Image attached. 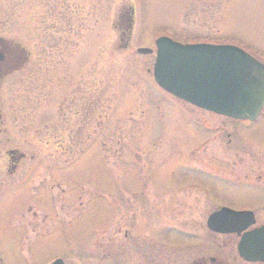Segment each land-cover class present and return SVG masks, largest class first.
Returning <instances> with one entry per match:
<instances>
[{"label":"rangeland","instance_id":"rangeland-1","mask_svg":"<svg viewBox=\"0 0 264 264\" xmlns=\"http://www.w3.org/2000/svg\"><path fill=\"white\" fill-rule=\"evenodd\" d=\"M131 7L135 24L125 47L116 25ZM161 36L236 45L264 61V0H0V39L29 54L22 71L0 82L6 264L57 257L76 264H190L220 257L217 246L233 244L206 228L222 203L256 209V226L264 224V194L247 183L264 173L254 165L264 166V148L260 161L231 153L224 139L214 141L218 129L232 126L228 119L159 89L155 55L137 49H154ZM232 134L238 144L245 135L264 142V114L253 128ZM9 151L25 155L16 168ZM236 179L241 183L232 184ZM22 198L34 211H22ZM37 231L44 237L35 238ZM10 235L22 236L19 245L35 246V254L21 259ZM232 244L225 250L231 254Z\"/></svg>","mask_w":264,"mask_h":264},{"label":"water","instance_id":"water-1","mask_svg":"<svg viewBox=\"0 0 264 264\" xmlns=\"http://www.w3.org/2000/svg\"><path fill=\"white\" fill-rule=\"evenodd\" d=\"M137 52L153 54L147 48ZM153 76L168 94L220 116L254 121L264 107V64L232 45H183L161 37L156 41ZM255 223L250 211L222 208L208 217L207 227L240 236ZM237 249L247 262H264V226L245 232Z\"/></svg>","mask_w":264,"mask_h":264},{"label":"flooded vegetation","instance_id":"flooded-vegetation-1","mask_svg":"<svg viewBox=\"0 0 264 264\" xmlns=\"http://www.w3.org/2000/svg\"><path fill=\"white\" fill-rule=\"evenodd\" d=\"M131 13H132V11L130 13H128L127 16H126V13H122L119 16V22H117V25H116L117 29H119V30H128V29H130L133 26L134 23L131 20L132 19ZM125 37H126V34L124 32H122L121 33V41L122 42L125 41ZM21 52H22L21 49H19L16 46H13L11 43H6V42H3V41H0V68H1L3 74L4 73L7 74V73H10V72H13L14 70L18 69L19 67H21V68L23 67L24 64H22V63L23 62L25 63L27 61V56L26 55L25 56L22 55ZM228 121H230V124L232 126H230L229 130H227L225 128L218 129V134L215 135L214 141H216V143H220L224 139V145L231 153H235V154H245V153H247V155L249 157H251L250 154H252L253 155V159L252 160H254V161H258L259 159L263 160L262 155L259 152L261 151V149L264 148L263 147L264 142H262L261 140L259 142H255L254 140L249 138L247 135H245L244 139H243V143L244 144H238L237 140H234L233 134H232L233 131H234V128H236V127L239 128L241 126H243L244 128L245 127L246 128H253L255 126V122L254 123H251L249 121L239 122V121H234V120H230V119H228ZM232 128H233V130H232ZM204 142L205 141H203L202 145H204ZM250 146L251 147H255V150L258 151L257 154H256L257 156H254L255 152H253L250 149ZM7 157H8V161L10 159V161L13 163L12 167L16 168L18 163L23 158V155H19L16 152L9 151L7 153ZM254 165H259V166H261V168H264L263 165H260V162L255 163ZM263 181H264V173H257L255 175V183H253L252 181L251 182H247V183H250V185L258 187L259 190H261V193L263 192V194H264ZM236 182L239 183L240 180L238 179ZM11 202H13V201L11 200ZM28 204L29 203H27V200H25L24 198H22V200H20V202H18V206H20L21 208H25L22 211H28V210L29 211H34V207L32 205H28ZM47 207H49V205ZM62 209H63V207H62ZM260 209H263V208H260ZM250 210L254 212L256 220H257V217H258L257 210L256 209H254V210L250 209ZM35 214H37V213H35ZM46 221H48L47 217H46V219L43 222H46ZM262 225H264V224H262ZM14 226L17 227V225H14ZM258 226H260V225H258ZM17 232H21V231H17ZM30 233L34 234L32 231H30ZM215 236L216 237L220 236V238L222 237V238H225V239L229 238V237L233 238V244L231 242V239H229L227 243L225 242L224 246L221 247V244L218 245L217 246L218 250L220 249V252H222V256H220V257L219 256H216V257H208V256L200 257L199 256L196 259H193L190 264H264V263H247V262L242 261L239 258L238 253H237V245H238L239 238H238L237 235H233V234H230V235L215 234ZM8 237L15 241L14 247L21 254V257H20L21 259H27V256H29L30 254H35V252L33 251V248L35 246H22V245H19V242L16 239H18V238H20L22 236L13 237V236L10 235ZM43 237H44L43 233L39 235L38 231L35 234V238H37V239H41ZM230 244H232V248H233L232 254H233V256H232L231 252H226L225 251L227 246L230 245ZM221 250H223V251H221ZM74 252H77L76 251V247H75V251ZM228 257H230V259H228ZM72 259H76V258L72 257L71 260ZM24 262H26V261L19 262L17 260L15 262H13L12 264H19V263L21 264V263H24ZM52 262L53 261H50L48 263L40 262L39 264H51ZM0 264H6V262L4 260V257L1 254H0ZM67 264H76V263L75 262H70V263H67Z\"/></svg>","mask_w":264,"mask_h":264},{"label":"trees","instance_id":"trees-1","mask_svg":"<svg viewBox=\"0 0 264 264\" xmlns=\"http://www.w3.org/2000/svg\"><path fill=\"white\" fill-rule=\"evenodd\" d=\"M23 53H24V52H23ZM22 64H24V62H23ZM179 239H180V240H182V239H183V237H180Z\"/></svg>","mask_w":264,"mask_h":264}]
</instances>
